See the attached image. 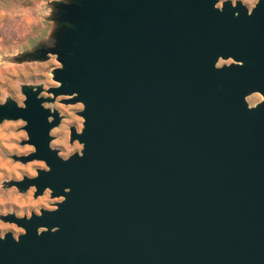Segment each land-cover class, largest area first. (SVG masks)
<instances>
[{"label":"water","instance_id":"1","mask_svg":"<svg viewBox=\"0 0 264 264\" xmlns=\"http://www.w3.org/2000/svg\"><path fill=\"white\" fill-rule=\"evenodd\" d=\"M217 2L50 1L49 37L17 60L53 54L56 83L0 101L32 146L11 157L45 167L1 184L60 198L0 214L22 229L0 264H264V0ZM57 95L81 103L65 157Z\"/></svg>","mask_w":264,"mask_h":264},{"label":"rangeland","instance_id":"2","mask_svg":"<svg viewBox=\"0 0 264 264\" xmlns=\"http://www.w3.org/2000/svg\"><path fill=\"white\" fill-rule=\"evenodd\" d=\"M51 0H0V101L5 97L13 98L22 103L23 94L20 91L22 83H40L43 88L55 84L50 70L58 65L53 54L45 60H17L21 52L29 50L33 45L46 41L53 27L49 20ZM233 1V0H232ZM250 7L255 0H241ZM218 0L217 4H219ZM230 59H218L217 64ZM42 95H50L44 90ZM57 95L53 101L43 102L45 106L55 107L62 115L57 125L50 128L49 144L58 149V154L65 157L79 150L80 143L75 139L68 140V126L74 125L76 130L81 126V117L76 111L81 108L80 102L63 103ZM258 92L246 95L249 104L260 99ZM21 119H3L0 121V214L12 211L15 214H26L38 211L39 207L51 208L54 201L60 197H50L48 189L41 194L32 195L33 187L18 191L15 186H4L3 180L20 178L23 174L32 175L36 167H45L41 160L31 159L21 162L11 157L12 154H24L32 149L31 144L22 142L25 131ZM10 230L13 235L22 229L12 222L0 219V234Z\"/></svg>","mask_w":264,"mask_h":264}]
</instances>
